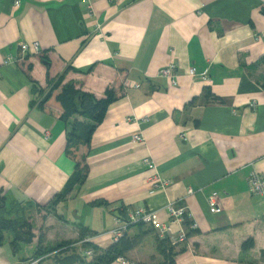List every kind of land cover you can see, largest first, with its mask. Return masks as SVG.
Returning <instances> with one entry per match:
<instances>
[{"label": "crops", "instance_id": "crops-1", "mask_svg": "<svg viewBox=\"0 0 264 264\" xmlns=\"http://www.w3.org/2000/svg\"><path fill=\"white\" fill-rule=\"evenodd\" d=\"M34 42L40 54L6 63ZM263 58L264 0H0V191L38 225L23 255L0 245V264L30 261L42 233L44 247L75 241L66 255H84L82 229L107 248L119 207L170 203L186 207L198 231L179 244L176 264H264V197L250 187L252 175L264 176ZM170 64L176 85L159 73ZM62 74L97 98L108 89L118 97L76 152L87 156V180L53 207L76 159L53 101L60 90L33 104L30 77L47 88ZM205 87L217 100L204 103ZM184 226L172 224L174 234ZM148 229H129L141 242L111 264L161 262Z\"/></svg>", "mask_w": 264, "mask_h": 264}, {"label": "trees", "instance_id": "trees-1", "mask_svg": "<svg viewBox=\"0 0 264 264\" xmlns=\"http://www.w3.org/2000/svg\"><path fill=\"white\" fill-rule=\"evenodd\" d=\"M30 79L33 104L38 103L40 106H43L49 98L53 97L55 91L60 89L56 95V99L62 105L63 112L61 118L66 122L68 127V152L76 159L74 174L68 180L65 188L56 195L51 203L54 207L59 202L65 200L76 186L82 185L87 180L89 175L87 156L80 157L76 152L81 145L89 148L96 128L104 120L109 105L117 99L118 94L116 89H108L103 98H97L93 93L79 88L74 81L70 80L66 82L65 74L51 79L48 85L50 86L49 90L42 88L39 82L32 76ZM203 96L204 103L217 100L210 87H205ZM198 99L200 98L193 99L189 105L196 104ZM126 209V207L121 206L118 208L116 214H126ZM184 224L188 237L198 232L197 229L191 227L193 221L188 216H185ZM135 226L142 230L147 225L139 223L132 227ZM150 231L155 232L149 226L146 232ZM7 235H11L8 244L15 255L21 252L23 245L32 243L36 237L34 224L28 218L26 208L21 203H8L6 195L0 191V245L6 241ZM89 237V231L82 229L79 239L85 251L91 249L94 252L93 257L89 261L85 254L82 256L74 252L66 255V252L72 248L75 241L61 242L55 246L44 247L45 236L43 233L40 235L38 247L34 253V259L51 256L60 264H76L77 262L111 264L120 258L126 259L127 254L139 245L143 235L132 236L128 230L118 241L112 243L107 248H100L95 243L86 241L85 239ZM155 238L157 251L163 258L161 262L156 264H176L177 255L183 251V248L178 249L180 243H175L170 237H160L157 233ZM253 245L254 242L250 240L244 244V248L247 249ZM131 264L147 263L134 262Z\"/></svg>", "mask_w": 264, "mask_h": 264}, {"label": "built area", "instance_id": "built-area-1", "mask_svg": "<svg viewBox=\"0 0 264 264\" xmlns=\"http://www.w3.org/2000/svg\"><path fill=\"white\" fill-rule=\"evenodd\" d=\"M30 52H33L34 54H40V44L38 42H34L31 44L21 43L19 54L9 56L6 60V63L13 64L23 62L27 59L29 54H31ZM176 69L177 68L175 64H170L168 66L163 67L159 73L163 77L171 78L173 84L176 85ZM188 74L192 77L199 76L204 80H207L209 77L208 70L204 71L203 73H199L195 67H191L188 71ZM137 138L141 140L143 139L142 136H137ZM146 163H148L150 166L152 165L150 159H147ZM155 182L156 186H165L169 183L168 181ZM250 187L252 192L261 194L264 197V176L261 177L256 174L252 175L250 179ZM210 208L211 211L214 213L220 211V206L216 198H212L210 200ZM162 214H165L169 218L170 222L164 220ZM185 216H188L186 207H178L174 203H170L161 209H150L145 207H139L136 209L127 208L126 214L117 213L114 215L115 227L111 231L113 235V243L118 241L124 235V233L130 229V227L139 223H144L152 227L160 237H170L175 243H184L188 239L186 227L184 226V228H182L177 234H174L172 224L176 222L184 223ZM191 227L196 228V225L193 223ZM85 240L91 241V238H87ZM84 254L87 258L91 259L93 257L94 252L93 250L88 249L85 251ZM41 260L42 258L31 259L25 264H39Z\"/></svg>", "mask_w": 264, "mask_h": 264}, {"label": "rangeland", "instance_id": "rangeland-1", "mask_svg": "<svg viewBox=\"0 0 264 264\" xmlns=\"http://www.w3.org/2000/svg\"><path fill=\"white\" fill-rule=\"evenodd\" d=\"M66 82H67V76H66V80H65ZM46 89H50V86H48ZM58 90H60V89H57L56 91H58ZM55 91V92H56ZM54 102H57L56 101V98H54V100H53ZM35 223V222H34ZM37 224H34V232H35V230H38V228H37ZM40 232H38V234H39ZM40 235V234H39ZM11 235H7V241L9 242V237H10ZM23 246H25V245H23ZM149 246V240H147V242H146V244H145V247H148ZM26 248H27V246H26ZM36 248V247H35ZM25 251V250H24ZM29 252L32 254V257L31 258H29L28 260H31V259H34V252H35V249L33 250V249H30L29 250ZM23 253H25V252H23V250H21V252L19 253V254H22L23 255Z\"/></svg>", "mask_w": 264, "mask_h": 264}]
</instances>
